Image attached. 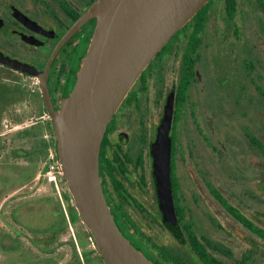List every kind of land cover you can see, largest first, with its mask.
<instances>
[{"label":"flooded vegetation","instance_id":"flooded-vegetation-1","mask_svg":"<svg viewBox=\"0 0 264 264\" xmlns=\"http://www.w3.org/2000/svg\"><path fill=\"white\" fill-rule=\"evenodd\" d=\"M23 1L0 0V52L32 71L41 72L60 37L92 0H84L83 6L75 0H29L31 7L24 6ZM255 2L264 16V0ZM93 27L94 19L83 22L59 48L46 70V82L55 107L73 86ZM203 31L190 55L192 73L185 92L182 93L181 84L189 69L188 45L181 53L177 81L166 87L156 119L147 108L146 129L141 132L134 156L126 148L129 134L118 126L116 118L137 109L136 95L131 98L129 94L131 88L138 79H143L144 70L155 58L169 52L180 32L143 69L110 118L99 155L103 191L123 233L157 263L264 264V75L256 71L260 73L258 76L249 77L253 96L243 92L242 99L237 96L232 100L238 106L234 114L247 118L240 135L242 140H236L239 130L230 131L226 140L224 136L220 140L216 125L209 121L216 133L213 142L203 134L201 118L194 113L195 147L187 146L183 139L186 132L181 131L184 127L179 122L181 114L186 112L188 90L197 79ZM247 62L249 68L256 69L255 62L251 59ZM203 94H199L196 105L202 109V96H209L213 106L212 101L218 95ZM240 106L243 110L239 112ZM169 111V174L174 216L164 218L154 174L153 145L163 116ZM203 141L211 151L210 175L203 173L200 149ZM131 215H139L140 219L136 221Z\"/></svg>","mask_w":264,"mask_h":264},{"label":"rangeland","instance_id":"rangeland-1","mask_svg":"<svg viewBox=\"0 0 264 264\" xmlns=\"http://www.w3.org/2000/svg\"><path fill=\"white\" fill-rule=\"evenodd\" d=\"M75 1L84 5V0ZM23 5L31 7L29 0ZM235 6L232 17L224 0H212L208 7L197 79L188 90L186 112L179 122L190 148L196 142L194 113L201 118L203 134L213 142L216 133L209 121L216 125L220 140H224L222 136L226 140L232 130H239L240 136L247 118L234 114L238 106L232 100L237 96L242 99L243 92L253 96L249 77L264 75V16L255 0H236ZM190 32L191 26L181 31L169 52L149 64L143 79L129 92L131 98L136 95L137 109L116 118L118 126L129 134L126 148L132 156L146 129L147 108L156 119L166 87L177 81ZM250 59L255 70L249 68ZM203 93L219 97L215 96L212 106L211 98L202 96L201 109L196 102ZM239 108V112L243 110ZM200 149L203 173L210 175V148L203 141ZM49 151L56 152L55 135L37 77L0 64V264H106L80 217L71 221L70 209L74 212L75 208L65 179L59 196L53 185L39 176ZM207 179L210 181V176ZM138 216L131 218L138 221Z\"/></svg>","mask_w":264,"mask_h":264},{"label":"water","instance_id":"water-1","mask_svg":"<svg viewBox=\"0 0 264 264\" xmlns=\"http://www.w3.org/2000/svg\"><path fill=\"white\" fill-rule=\"evenodd\" d=\"M208 0H92L52 49L41 72L0 52V62L38 79L73 206L106 264H160L123 233L107 203L99 170L106 126L143 69ZM94 19L72 88L55 107L46 70L59 48ZM170 111L158 127L154 174L164 218L174 216L169 174Z\"/></svg>","mask_w":264,"mask_h":264},{"label":"trees","instance_id":"trees-1","mask_svg":"<svg viewBox=\"0 0 264 264\" xmlns=\"http://www.w3.org/2000/svg\"><path fill=\"white\" fill-rule=\"evenodd\" d=\"M212 2V0H208L207 3L205 5H203L193 16L192 18L181 28L179 29L176 33L178 34L179 32L186 30L189 26H191V32L188 35V41H187V45H188V49L186 51V53L188 54L189 57H187L186 61L188 63L189 69H188V73H186L185 76V81H182L181 84V91L182 93L185 92V88L188 86L190 77H191V73H192V60H191V53L195 50V48L197 47V45L199 44L200 41V33L201 31L204 29L206 21L208 19V7L209 4ZM225 2V9L226 12L229 16H232L233 13L235 12L236 9V0H224ZM171 42L168 41L163 48L167 47ZM61 210V208H60ZM70 215H71V221H75L76 217H79L76 210H74V212L71 211L70 209ZM90 235V233H89ZM91 236V235H90Z\"/></svg>","mask_w":264,"mask_h":264},{"label":"built area","instance_id":"built-area-1","mask_svg":"<svg viewBox=\"0 0 264 264\" xmlns=\"http://www.w3.org/2000/svg\"><path fill=\"white\" fill-rule=\"evenodd\" d=\"M42 176L45 182L51 183L56 193L60 196V184L64 179L60 163L57 158L56 152L49 151L46 160L44 161L39 176Z\"/></svg>","mask_w":264,"mask_h":264}]
</instances>
